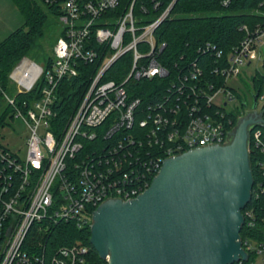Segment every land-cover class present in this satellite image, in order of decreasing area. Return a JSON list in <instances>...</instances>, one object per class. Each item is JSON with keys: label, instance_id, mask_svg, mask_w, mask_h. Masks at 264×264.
Segmentation results:
<instances>
[{"label": "built area", "instance_id": "obj_1", "mask_svg": "<svg viewBox=\"0 0 264 264\" xmlns=\"http://www.w3.org/2000/svg\"><path fill=\"white\" fill-rule=\"evenodd\" d=\"M41 1L57 6L62 34L47 65L23 57L8 75L14 94L2 90L12 108L8 116L21 118L27 135L24 158L0 143V264H90V246L80 240L49 249L53 229L69 222L90 229L99 204L135 198L166 158L229 143L240 118L253 109H243L233 124L231 114L238 105L224 80L242 74L245 67L263 73L253 64L264 61V22L243 25L244 37L227 52L206 42L205 50L215 58L211 72L222 83L204 79L202 68L193 62L169 78L161 100L143 105L126 86L140 79L168 78L169 71L157 59L166 43L156 40L155 29L175 0L167 5L165 0ZM229 2L221 0L223 5ZM253 12L264 20V0ZM126 54L131 56L126 76L120 82L103 80ZM80 62L95 64L97 71L62 123L55 107L59 85L64 77L78 74ZM35 88L32 99H17ZM256 99L255 116L264 119V87ZM248 132L249 154L261 156L256 160L261 173L257 197L264 192V125L252 123ZM242 214V227L253 229L254 209ZM241 247L247 259L232 264H264V236L245 235Z\"/></svg>", "mask_w": 264, "mask_h": 264}, {"label": "water", "instance_id": "obj_2", "mask_svg": "<svg viewBox=\"0 0 264 264\" xmlns=\"http://www.w3.org/2000/svg\"><path fill=\"white\" fill-rule=\"evenodd\" d=\"M254 95L253 106L256 104ZM246 114L227 144L166 158L135 198H110L93 211L90 243L107 264H232L241 247L242 210L254 184Z\"/></svg>", "mask_w": 264, "mask_h": 264}, {"label": "trees", "instance_id": "obj_3", "mask_svg": "<svg viewBox=\"0 0 264 264\" xmlns=\"http://www.w3.org/2000/svg\"><path fill=\"white\" fill-rule=\"evenodd\" d=\"M14 1L23 14L24 24L0 41V127L4 126L5 119L12 110L3 100L2 90L10 95L15 92L9 80V72L20 59L27 56L44 65L50 62L51 54L44 49L42 40L50 25L49 17L53 16L57 20L58 15L56 5L45 4L41 0V5L35 0ZM171 1L165 0L166 5ZM123 2L125 0H122ZM259 2L260 0H230L228 5H223L221 0H175L168 17L155 29L156 40L166 43L157 59L167 68L169 76L130 82L126 86L130 94L140 97L143 105L161 100L167 92L169 78L175 79L179 72L186 71L193 62L202 68L204 79L222 83L223 78L211 72L215 67V58L212 52L205 50V44L209 42L216 49H222L225 52L238 45L244 37V30L241 29L243 25L253 26L255 23L264 22L260 15L253 12ZM151 12L154 13V11ZM56 24L50 31L53 41L49 44L51 49L56 39L62 34L58 20ZM130 63L129 54L122 56L105 72L103 80L114 79L120 82L128 73ZM77 68V75L64 77L59 85V104L55 107L62 123L73 113L97 71L93 63L80 62ZM250 83L249 93L254 101V95L257 97L263 90L264 71L262 74L254 73ZM35 92L36 88L29 93L17 95V99L30 100L35 97ZM242 106H238L231 114L233 124L237 121L236 116L242 113ZM260 157L253 153L249 154L254 185L252 197L242 210L243 213L245 209H254L256 226L247 230L244 225L240 231L241 237L249 235L253 238H262L264 236V223L261 221V217L264 216V192L257 197L254 195L256 183L261 179L256 161ZM90 234L88 227L79 229L72 222L61 223L51 232V241L47 247L52 249L58 245L71 244L80 240L90 246V264H106L90 243Z\"/></svg>", "mask_w": 264, "mask_h": 264}, {"label": "rangeland", "instance_id": "obj_4", "mask_svg": "<svg viewBox=\"0 0 264 264\" xmlns=\"http://www.w3.org/2000/svg\"><path fill=\"white\" fill-rule=\"evenodd\" d=\"M40 5L42 2L40 0H35ZM58 20V19H57ZM56 18L53 16L49 17L50 25L45 31V35L42 40V45L47 53L51 54V44L52 41V28L57 24ZM24 24V17L14 0H0V41L7 37L12 31ZM58 25L61 27L60 23ZM28 59H31L27 56ZM33 60V59H31ZM40 63V62H39ZM42 64V63H41ZM257 65L258 69L262 72L264 71V61L260 64L254 63L253 66ZM253 75L252 67H245L242 74L231 77L224 80L226 85L232 87V92L236 98L235 105L239 107L243 105L242 108L246 111L253 108V101L249 93V87L251 85L250 78ZM259 106L261 101L258 102ZM233 106V105H232ZM26 135L27 129L21 118L9 117L5 119L4 126L0 127V143L7 147L9 150L16 152L21 158L25 157L26 153Z\"/></svg>", "mask_w": 264, "mask_h": 264}, {"label": "flooded vegetation", "instance_id": "obj_5", "mask_svg": "<svg viewBox=\"0 0 264 264\" xmlns=\"http://www.w3.org/2000/svg\"><path fill=\"white\" fill-rule=\"evenodd\" d=\"M256 107V105L255 106H253V110L251 111V112H249L248 114H255V110H254V108ZM248 135H249V132H248Z\"/></svg>", "mask_w": 264, "mask_h": 264}]
</instances>
